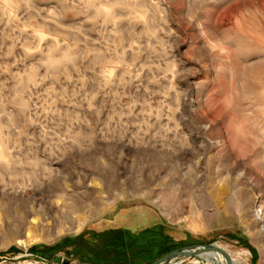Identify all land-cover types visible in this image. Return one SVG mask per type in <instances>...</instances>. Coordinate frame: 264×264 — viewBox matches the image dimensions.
<instances>
[{"label":"rangeland","instance_id":"374dc122","mask_svg":"<svg viewBox=\"0 0 264 264\" xmlns=\"http://www.w3.org/2000/svg\"><path fill=\"white\" fill-rule=\"evenodd\" d=\"M107 230L264 264V0H0V264Z\"/></svg>","mask_w":264,"mask_h":264},{"label":"water","instance_id":"95a60500","mask_svg":"<svg viewBox=\"0 0 264 264\" xmlns=\"http://www.w3.org/2000/svg\"><path fill=\"white\" fill-rule=\"evenodd\" d=\"M206 252H215L221 255L224 264H234L230 253L217 243L185 245L181 248L172 249L162 256L154 259L150 264L180 263L184 258L200 257Z\"/></svg>","mask_w":264,"mask_h":264},{"label":"trees","instance_id":"16d2710c","mask_svg":"<svg viewBox=\"0 0 264 264\" xmlns=\"http://www.w3.org/2000/svg\"><path fill=\"white\" fill-rule=\"evenodd\" d=\"M123 231L122 230H107L104 231L100 234H98L100 237H102V240L104 242V244L107 247L110 248H122L120 255H122L120 258H113L111 259V261L108 264H150L154 259L162 256L163 254L167 253L168 251L172 250V249H176V248H171V247H163L162 249L159 250V254L154 256L153 259H151L150 261H148V263H146V261L144 262L142 259H138L137 261L131 260V259H126L124 257V248L126 246V244L124 243V236H123ZM31 251H38L36 247L32 248ZM110 252V251H109ZM255 252V251H254ZM106 255V254H105Z\"/></svg>","mask_w":264,"mask_h":264},{"label":"bare ground","instance_id":"6f19581e","mask_svg":"<svg viewBox=\"0 0 264 264\" xmlns=\"http://www.w3.org/2000/svg\"><path fill=\"white\" fill-rule=\"evenodd\" d=\"M232 257V256H231ZM200 258L201 259H204L205 261H207V264H211V262H210V259H216L220 264H224V262H223V259H222V257H221V255L220 254H218V253H215V252H206V253H204L202 256H200ZM233 259V258H232ZM215 260V261H216ZM234 260V259H233ZM195 262H197V261H195ZM234 263H235V261H234ZM174 264H176V263H174Z\"/></svg>","mask_w":264,"mask_h":264}]
</instances>
